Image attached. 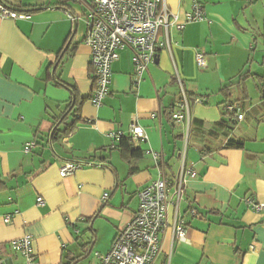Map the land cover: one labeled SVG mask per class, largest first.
<instances>
[{
  "label": "crops",
  "instance_id": "0c3cea01",
  "mask_svg": "<svg viewBox=\"0 0 264 264\" xmlns=\"http://www.w3.org/2000/svg\"><path fill=\"white\" fill-rule=\"evenodd\" d=\"M2 1L30 14L0 16V244L6 245L7 264H24L8 242L26 234L33 236L36 264H63L79 252L76 238L94 236L93 247L103 241L97 264L96 254H106L133 219L139 190L161 169L173 183L182 166L196 176L185 178L178 204L170 191L155 264H264V209L248 202L264 205V135H247L254 126L248 115L264 119V111L256 109L262 103L259 81L240 78L264 74V0H165L176 22L171 17L168 29H160L166 46L158 61L138 80L132 51L120 50L111 92L100 106L90 101L96 81L84 42L88 0ZM195 3L203 5L205 19L187 21ZM70 12L78 17L75 24ZM198 52L205 68L197 64ZM178 76L186 92L196 94L190 116L180 122L170 116L181 97ZM251 79L258 81L255 106L243 88ZM70 86L81 101L79 122L58 140L53 133L60 122L53 116L74 100ZM229 102L244 118L226 137L216 123ZM133 123L146 138L137 145L143 156L130 163L113 134L131 136ZM229 137L244 139V148L226 147ZM30 140L37 145L26 152ZM152 152L162 159L157 162ZM65 162L82 166L62 177ZM178 221L184 240L176 237ZM86 227L95 235H83Z\"/></svg>",
  "mask_w": 264,
  "mask_h": 264
},
{
  "label": "built area",
  "instance_id": "2783aa9c",
  "mask_svg": "<svg viewBox=\"0 0 264 264\" xmlns=\"http://www.w3.org/2000/svg\"><path fill=\"white\" fill-rule=\"evenodd\" d=\"M86 4L88 10L85 14L87 28L84 42L91 49L90 64L96 81V88L90 101L95 106H100L111 92L113 64L119 58V51L126 48L132 51L135 74L138 80L143 79L148 66L155 61L158 50L166 46V42L160 40V29L163 27L168 29L171 17H174L173 21L176 22V16L170 12L165 0H88ZM0 16L18 19L29 18L30 14L0 0ZM69 16L75 24L78 17L71 12ZM186 17L187 21L204 20L203 5L195 3L193 10L187 13ZM177 25L179 29L184 27L183 24ZM196 61L200 68L207 66L202 52L196 54ZM178 82L181 97L173 113L176 122L184 121L190 116V100L179 76ZM227 111L234 113L238 120L244 118V114L237 111L233 104L227 106ZM123 135L113 134V137L119 141ZM130 137L138 145L146 138L144 128L133 123ZM36 145L35 140L26 142L25 151H32ZM152 153L157 162L162 159L160 152ZM81 166L82 164L78 162H65L60 167V175L62 177L71 175ZM188 175L194 177L196 172L194 170L187 172L182 166L172 183L161 169L156 180L140 189L137 194L139 205L133 219L117 233L106 254H96L99 261L97 264H155L162 250L160 235L167 226L168 207L171 204L170 191L173 188V198L178 204L184 193V180ZM109 196V192H106L104 200ZM248 202L256 211L264 209L263 204H255L252 198H249ZM44 203L43 197L37 198L39 206ZM4 221L10 223L11 217L6 216ZM175 232L178 239L186 238V229L182 221L176 222ZM8 246L15 254L23 257L24 264H36L37 257L31 234L10 240ZM0 264H7L5 244H0Z\"/></svg>",
  "mask_w": 264,
  "mask_h": 264
},
{
  "label": "trees",
  "instance_id": "16d2710c",
  "mask_svg": "<svg viewBox=\"0 0 264 264\" xmlns=\"http://www.w3.org/2000/svg\"><path fill=\"white\" fill-rule=\"evenodd\" d=\"M241 80H246L248 79L249 76H255L256 79L259 81V86H260V90H261V98H262V103H264V74H249L248 72L240 75ZM72 89V92L74 93V97H75V101L73 104V101L69 102V107L67 108V110H69V108L71 107V109L67 112H63L62 114H58L53 116L54 117V121L55 124H57L58 122L59 125L57 126V128L54 130L53 136L54 138H57L58 140L63 139V137L67 134L70 133L71 131H73L79 122V116L77 115V112L79 111V105L81 104V101L79 99V95L77 93V90L75 88H73L72 86H70ZM228 86H224L221 91L226 90ZM187 96L189 98V100H191V98L195 97L196 98V94H189L188 92ZM202 97V96H200ZM203 101L205 102V99H203ZM229 104H233V102H229L228 104H226L222 110V119H220L217 123L216 126H218L219 128L223 129L225 128V132L223 135H225L226 137L228 136V131L233 130L235 128V125L237 124L238 119L236 118L235 114L233 113H228L227 111V106ZM49 107V106H48ZM176 106L174 105L170 111V116L173 118V113L175 112ZM236 110L240 112V108H238L236 106ZM73 116V119L71 122H69V118ZM63 126V128L61 127ZM244 144H245V140L242 138H236V137H229L228 141L226 143V147H233V148H238V149H243L244 148ZM117 147H119L122 151V153L124 154V157L127 159L128 162L131 163V159L133 158H139L141 156H143L144 151L137 146V144H135L130 136H126L123 135L120 140L119 143L117 145ZM134 171V168H131V173ZM91 232L95 235V230L94 228H88L86 227L83 231V235ZM94 239L93 237H88L87 240L84 239L83 236L76 238V242H77V248H78V253L77 254H70L69 257H67V260L63 262V264H71L74 260H76L77 258L83 256L87 251L88 248L90 247V245L92 244V241Z\"/></svg>",
  "mask_w": 264,
  "mask_h": 264
},
{
  "label": "rangeland",
  "instance_id": "374dc122",
  "mask_svg": "<svg viewBox=\"0 0 264 264\" xmlns=\"http://www.w3.org/2000/svg\"><path fill=\"white\" fill-rule=\"evenodd\" d=\"M257 85H258V81H255L254 79L247 81L246 84L243 85V88H246L247 92L249 93L251 97V100H250L251 105H254V106L259 102L258 100L255 99L257 97V94L259 93L258 91L259 89ZM256 109H259V110L262 109L264 111V103L258 104V106H256ZM247 121H252V124H254V126L250 129V131L247 132L248 133L247 135L249 136H254L256 134L264 135V119H261L260 117L252 118L251 115H248ZM187 145H188V141H187ZM84 239L87 240V237H84ZM102 244H103V241L98 239L96 244H94V247L92 248L90 255L86 259L78 262L77 264H95L94 263L95 252L100 250L99 247L102 246Z\"/></svg>",
  "mask_w": 264,
  "mask_h": 264
},
{
  "label": "water",
  "instance_id": "95a60500",
  "mask_svg": "<svg viewBox=\"0 0 264 264\" xmlns=\"http://www.w3.org/2000/svg\"><path fill=\"white\" fill-rule=\"evenodd\" d=\"M158 56H159V54L157 53V54H156V57H155V61H156V62L158 61ZM74 101H75V97H74V100H73V104H74ZM73 104H72V106H73ZM72 106H71V107H72ZM71 107L69 108V110L71 109ZM92 247H93V246L91 245L90 248L88 249V251H87L83 256L77 258V259L74 260L71 264H77V263L80 262L81 260L86 259V258L90 255V253H91V251H92Z\"/></svg>",
  "mask_w": 264,
  "mask_h": 264
}]
</instances>
